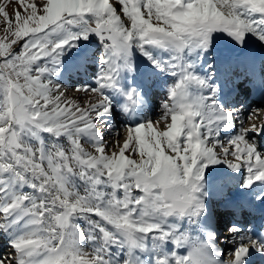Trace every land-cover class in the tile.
Here are the masks:
<instances>
[{
	"label": "snow or ice",
	"instance_id": "obj_1",
	"mask_svg": "<svg viewBox=\"0 0 264 264\" xmlns=\"http://www.w3.org/2000/svg\"><path fill=\"white\" fill-rule=\"evenodd\" d=\"M16 2L20 8L14 17L0 5L5 23L0 37V231L12 225L22 231L10 241L15 258L0 256V264H143L138 254L147 250L149 238L156 250L167 242L188 248L183 255L160 252L152 264H245L251 248L264 253V239L233 225L229 233L240 243L221 261L214 232L201 240L169 222L198 220L207 213L210 165L246 168L243 188L264 182V152L249 138L264 134V121L252 122L264 109L246 117L239 109H225L216 99L219 87L184 58L186 50L208 51L215 33L241 47L248 34L264 42V0H117L119 13L110 0ZM93 33L106 55L97 87L76 89L96 95V102L82 108L47 78L58 69L40 62L60 65L66 48ZM20 40L22 47L14 51L12 45ZM133 46L162 71L165 66L146 49L170 50L167 66L178 80L162 103L161 117L126 127L124 144L109 155L97 127L111 128L112 105L104 90L116 87L122 66L132 68ZM194 88L210 91L198 94ZM135 95L132 89L126 99L136 103ZM236 124L238 134L222 141L221 132ZM42 133L56 142L46 144ZM62 137L67 146L59 142ZM74 178L86 185L83 192ZM81 219L86 229L77 223ZM85 240L92 242L90 251ZM113 246L126 253L123 260L112 253Z\"/></svg>",
	"mask_w": 264,
	"mask_h": 264
},
{
	"label": "rangeland",
	"instance_id": "obj_2",
	"mask_svg": "<svg viewBox=\"0 0 264 264\" xmlns=\"http://www.w3.org/2000/svg\"><path fill=\"white\" fill-rule=\"evenodd\" d=\"M27 2L31 3L33 2V0H27ZM110 2L114 4V6L117 8V12L119 13L120 5L117 3V0H110ZM36 3L39 6V0H36ZM0 5H3L6 8V11L9 13V15L12 17H14L15 15L14 10L20 8V4L17 3L16 0H11V2H9V0H0ZM71 30L75 32V31H79L80 29L74 27ZM4 35H5V23L3 16L0 15V37H3ZM246 40L249 44L255 46L261 45V47L264 46V42H261L255 35L248 34L246 36ZM75 43L78 46L76 47L69 46L64 50V53L61 57L60 65L58 66L53 65L49 60H43L40 62V64L48 65L50 68L58 69L57 71L46 74L47 78L51 80L53 83L64 88L65 97L67 100L72 101L83 108L90 103L96 102V95L94 93L77 91L76 89L85 86H91L93 88L97 87V77L99 76L102 68L101 57L106 55V50L104 43H102L100 37L95 33L90 34L87 39H80ZM22 44H23V40H20L16 44H13L12 45L13 50L19 51L20 48L22 47ZM146 50L151 53L153 59L160 61V63L165 66V70L162 71L153 63L152 60L146 57L138 47L133 46V48L131 49V55L130 57H128V61L131 63L132 68L129 69L127 67L122 66L121 71L119 72L118 75L116 87L110 89L106 88L104 90V94L109 97L112 105V111L110 116L108 117V123L111 125V128L105 127L100 124H98L97 127L101 128L102 130L103 137L108 145V147H106V153L109 155H111V152L113 151L118 152L119 146H122L124 144L125 140L127 139L126 127L142 124L146 121L158 120L155 114L151 113V115L150 114L148 115L150 111V107H149L150 104L149 106H147L148 102L149 100H153V102L155 103L154 111L159 114L158 116H161L162 103L168 99L170 87L173 86L178 80V76L172 75L171 70L167 66L168 62L170 61V58L173 55V53L170 50H165L163 48L153 47V46H148ZM261 54H264V52L261 53L260 51V55ZM263 56L264 55H262V57ZM184 58L186 61H190L193 63L194 65L193 70L198 75L205 78L210 77L209 83L212 85H217L219 87V91H221L220 88L224 86L223 84L228 82L226 77L223 81L224 78L223 76H225V73L226 76L228 75V72H230V70L233 67L232 63L241 66L243 65L242 60L240 59L241 57L239 58L233 54H228L225 53V51H222L216 39L215 40L213 39L212 47L209 48L208 51L205 52L201 49H196L195 51L186 50L184 53ZM262 64L264 69V61ZM241 66H238L236 70H240ZM150 72L151 75H149ZM218 73H220V76L217 75ZM151 83H153V85L160 86L161 90L159 91V93H156V91H154V93L150 95V99L148 100L147 99L148 94H146V88L149 87ZM165 86L167 87V89L164 90L162 94V90L165 89ZM243 88L244 87H241L238 90L242 92ZM132 89L136 90V95L134 97L135 100L137 101L136 103H133L132 101L126 99L127 93L130 92ZM193 90L198 94H205V95H207L208 92L210 91V89L208 88H204V89L194 88ZM243 92H244L243 94L245 95V93H247V90L245 89ZM221 93L222 91L219 92L216 97L219 104L221 103L219 99L222 96ZM240 94L242 93H239V95ZM242 97L243 96L240 95L241 99ZM156 98H164V99H161L160 101H156L157 100ZM261 98H264V94L261 95ZM261 103H263L264 105V99L261 101ZM249 104L251 105L252 110L258 109L255 107L256 104L252 102H249ZM130 108L132 110H130ZM259 120H261V122L262 120L264 121V114H260ZM259 122L260 121L257 120L253 123L259 124ZM161 124L164 127L163 123H160L158 127H160ZM237 131L239 132V130H236V132L232 134L227 133L225 135H221L220 138L222 141L226 142L231 137L237 135L238 134ZM223 132L224 131H222L221 134H223ZM117 133L120 134L116 135ZM41 135H43L42 138L45 141V143L49 142L48 144H50L56 142L55 138L51 135L49 138L54 140L48 139V133H42ZM253 140H255L256 143L258 142L259 138H257L256 134ZM32 142L36 143L35 140H33ZM59 142L60 143L64 142L66 146L68 143L66 139H64L63 137L60 139ZM81 143L86 150L94 152V149L91 147L90 144L85 143L83 140L81 141ZM126 155H128L127 152ZM132 158L137 159L138 157L133 155ZM243 171H245L246 173H245V179L244 176H242L243 179L240 180V183L242 185L245 183L246 177L248 175L246 168H241L239 171H233L224 162L215 165H210L205 173V188H204V191H206L208 194L205 200L207 213L201 216L198 220L197 219L189 220L187 218L183 220H176V218H170L169 222L178 225L181 232L188 234L192 238L207 240L208 236L207 234H205V230L203 229L202 225L204 223L205 216L207 218L209 217L208 216L209 207L215 204L221 206V202L220 200H218V197H220L221 195L223 197H227L228 195L227 190L229 188L227 184L226 186H223L224 195L221 194L222 185L223 182L225 181L224 179L226 178L227 183L229 182V180H232L234 184L231 185L236 187V185L240 183L235 182V178L236 177L240 178L241 175L243 174ZM74 182L77 186V189L83 192L86 185L78 178H74ZM235 187H232V189H234ZM26 191H28V189H26ZM235 194L231 193L229 198L235 196ZM245 202L242 203L244 204ZM225 222L226 220L222 221V218L220 217L219 222L216 224V226H218V228L220 229V232H223L221 236H224L226 234L225 232L228 230L227 228H230L227 225H226L227 227L224 226ZM77 223L79 224L81 229H86L88 227L85 220L82 219L78 220ZM21 231L22 229L16 225H12L10 230L7 232L0 231V256H7L9 252L8 248L10 246L9 244H11L10 243L11 239ZM225 240L227 239L223 237V238H216L215 241L222 247ZM83 244L84 247L86 248L85 250L90 251V248L92 247V242L85 240L83 241ZM147 245H148L147 250L140 251L138 254V258L143 261V264L148 262V260H146V256L147 257L150 256L153 262L155 255H158L160 252L171 253L173 251H176L178 252V254L183 255L186 254L188 251L187 247L176 248V246L171 242L165 243L162 246V248L159 250L153 249L151 238L148 239ZM229 252H231V250ZM112 253L116 256L118 261L123 260L126 255V253L122 252L120 248L117 246H113ZM11 254H13V252H11ZM13 256L14 257L12 258L14 259L16 256L15 252Z\"/></svg>",
	"mask_w": 264,
	"mask_h": 264
},
{
	"label": "bare ground",
	"instance_id": "obj_3",
	"mask_svg": "<svg viewBox=\"0 0 264 264\" xmlns=\"http://www.w3.org/2000/svg\"><path fill=\"white\" fill-rule=\"evenodd\" d=\"M258 45V44H257ZM259 50H263L264 52V46L262 47H259L258 46H255V45H252L250 44L249 45V48L248 50H246L245 52H243V54H240V53H228V54H233L237 57H241L240 59L242 60V63L243 65H237V64H234L232 63L233 65V70L228 73L227 77L230 79V82H231V85L234 87L233 88V92L230 96H227L226 94H223L224 92H222V96H221V99L222 100H225V101H222V103L220 105H222L225 109H239L242 111L243 115L246 117L249 113H251L253 110L251 109V105L249 104L250 101H252L253 103H256V108L258 109H264V105L263 103H261V101L264 99V98H260L259 96H257L255 93H252L249 97H248V101L245 102V104L241 103V101L237 98L238 95H239V92H238V83L240 82H244V77L242 76L244 73H246V70H244V66L248 64V62H250L251 64H253L252 59L256 56V53L259 52ZM227 53V52H225ZM264 55V54H263ZM247 60V61H245ZM261 62V61H260ZM238 66H241V69L240 70H236L238 68ZM224 69V68H223ZM239 71V72H237ZM264 71V69H263ZM262 71V72H263ZM149 75H151V72L149 73ZM149 78V77H148ZM261 80H262V87L264 89V72H263V76L261 77ZM226 82V80H225ZM224 86L227 85V83L223 84ZM223 87L220 88V90H222ZM150 88V89H149ZM161 90L160 86L158 85H153V83H151V85H149V87L146 88V94L147 95V99L149 100L150 99V95L152 93H154V91H157V90ZM226 90V89H225ZM163 91V90H162ZM221 92V91H219ZM244 93V92H242ZM241 95V94H240ZM153 98V97H151ZM157 100L156 101H160L161 99H164V98H156ZM234 99V104L230 107L231 103H232V100ZM150 104V106H149ZM150 107V111L148 113V115L151 113L155 114V116H157L156 118H160L161 116H158L159 114L157 112H155V103L153 102V100H149L148 102V105ZM260 114H264V112H261ZM260 121L259 124L261 123V120L259 119H254L253 122L255 121ZM263 121V120H262ZM161 130H163V126L162 124L160 125L159 127ZM240 128V125L239 124H236V126L228 131H224L223 134L221 135H225L227 133H234L236 132V130H239ZM238 132V131H237ZM260 136V135H258ZM255 137V134L254 133H250L249 134V138L250 139H253ZM257 146L258 148L264 152V141H261L257 143ZM245 171H243V174L241 175L240 178H235V182H239L240 183V180L243 179L242 176H244V179H245ZM226 180V178L224 179ZM242 182V181H241ZM231 184H234V182L232 180H229V182L227 183L228 185V194L230 195L231 193L232 194H235V196L232 197V201H229L228 199L224 198L222 195L220 197H218V200H220L221 202V206L218 205L219 209L220 208H224L226 210V212H228V216H230V220H226L224 226H228V227H232L233 225H236L238 227H240L241 224H243L244 221L248 220V218L250 219V213L251 212H256L257 211L255 209H258L259 206H260V200H257V206L255 207V205H252L251 203H253L252 201V198L251 196L247 197L246 193L249 191V189H256L258 187H262L264 186V182L262 181H257L256 183H254L250 188H243L242 187V184H238L235 186L231 185ZM232 187H235L234 189H232ZM226 192V193H227ZM230 192V193H229ZM224 195V194H223ZM241 198H240V196ZM244 200H243V199ZM246 201V202H245ZM242 202H245L244 204ZM264 203V201H263ZM263 203L261 205H263ZM255 213V214H256ZM253 215L252 219L250 220V225L248 223V226L245 227L244 229H241L242 230V234L243 233H249V230H250V235H252L254 238H258L259 239V235L258 233H256V227L255 225H253L256 221H258L260 219V217L258 215ZM209 220L211 221V223L209 224ZM219 222V218L218 216H215L214 219H210V218H207L205 216L204 218V223H203V229L205 230V234H207L208 236V233L209 232H214L215 231L213 229L216 228V224ZM226 226V227H227ZM250 226V227H249ZM228 230L225 232L226 234L224 236H221L223 232H218L217 233V236L216 238H225L227 240L224 241V244L223 246L221 247L218 243H216V241H214L213 243L215 244L216 246V249L222 253L223 255L219 256L218 259L219 260H225L227 258V255L228 253H230L229 251L231 250V252H233L235 250V248L238 246V244L240 243L239 240H236V241H233V237L232 235H230L229 233V228H227ZM18 234V233H17ZM16 234V236H17ZM15 236V237H16ZM220 236V237H219ZM13 237L11 239V241L15 238ZM208 239V238H207ZM9 252L7 254V256H10V257H14L13 254H14V249L12 248L11 244H9ZM231 248V249H230ZM11 252H13V254H11ZM258 255V252L256 251L255 248H251L249 250V255L245 258V264H250L251 261H252V258H254L255 256ZM262 260H264V257H261ZM146 260H148L147 263H144V264H152V259L147 257L146 256ZM252 264H256V260L252 261Z\"/></svg>",
	"mask_w": 264,
	"mask_h": 264
},
{
	"label": "water",
	"instance_id": "obj_4",
	"mask_svg": "<svg viewBox=\"0 0 264 264\" xmlns=\"http://www.w3.org/2000/svg\"><path fill=\"white\" fill-rule=\"evenodd\" d=\"M213 39H216L219 45L221 46V49L227 52L233 53L238 51L240 54H242L249 48V43L246 41V39L244 46L241 47V45L238 44L233 38L229 37L224 33H215L213 35Z\"/></svg>",
	"mask_w": 264,
	"mask_h": 264
},
{
	"label": "trees",
	"instance_id": "obj_5",
	"mask_svg": "<svg viewBox=\"0 0 264 264\" xmlns=\"http://www.w3.org/2000/svg\"><path fill=\"white\" fill-rule=\"evenodd\" d=\"M41 136H43V135H41ZM50 137V134H48V139H50L49 138ZM50 140H54V139H50ZM49 142H46V144H48ZM64 143V142H63Z\"/></svg>",
	"mask_w": 264,
	"mask_h": 264
}]
</instances>
